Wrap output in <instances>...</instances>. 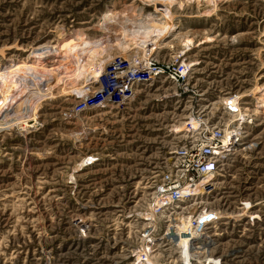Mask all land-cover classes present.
I'll use <instances>...</instances> for the list:
<instances>
[{
    "label": "rangeland",
    "instance_id": "obj_1",
    "mask_svg": "<svg viewBox=\"0 0 264 264\" xmlns=\"http://www.w3.org/2000/svg\"><path fill=\"white\" fill-rule=\"evenodd\" d=\"M160 2L181 35L165 37L149 58L192 62L189 87L202 93L207 110L239 94L256 112L247 142L195 202L221 211L209 226L208 264H264V107L254 94L264 86V0ZM126 8H141L144 16L155 10L153 0H0L1 76L30 49L59 58L77 39L95 44L98 60L131 59L139 52L134 44L127 50L119 45ZM107 10L118 15L105 28ZM50 83L51 95L26 105L25 115L39 104L31 126L0 121V264H127L138 228L127 214L169 160L179 140L171 132L191 115L185 98L161 78L138 85L125 105L105 100L73 111L85 99L73 89L86 84ZM88 157L94 163L78 169Z\"/></svg>",
    "mask_w": 264,
    "mask_h": 264
},
{
    "label": "built area",
    "instance_id": "obj_2",
    "mask_svg": "<svg viewBox=\"0 0 264 264\" xmlns=\"http://www.w3.org/2000/svg\"><path fill=\"white\" fill-rule=\"evenodd\" d=\"M155 57L150 56V61L137 62L136 65L138 66L143 64V66H139L140 69L138 70H130L128 60L118 58V56L115 57L112 69L108 70L110 74L106 72L101 74L99 80L90 86L91 89L86 99L75 103L72 110L81 111L85 107L100 105L105 100L117 106L125 105L132 98L131 95L138 85L161 78L176 86L179 91L178 96L181 99L185 98L186 108L188 114L192 115V120L185 119L180 132L169 130L171 134L177 135L179 140L171 145L169 149L171 158L164 162L165 165L161 169L158 180L153 181V188L157 187V196L151 195L149 192L141 201L143 202L142 206H138L139 212L133 211L131 217H129L130 221L134 218L135 221L139 220L142 223L145 222L142 221V217L149 220L142 213L147 209L146 206L148 205V208L154 206V212H158L156 208L158 200L164 196L165 191L169 192L171 197L170 209L167 208L166 213L158 215V225L153 237H148L147 243L143 245L142 238L151 233L150 229L153 226L150 229L149 226H140L134 229L131 245L135 246L134 250L140 253L142 257H146L147 253L153 255L161 253L164 264H174L171 254L169 252L165 253L167 247L163 246L161 251H152L158 248L159 239L170 232L173 236L169 234L166 239L172 237L173 240L177 241L176 238L181 236L186 240L187 238L190 239L192 243L198 242L208 237L210 228L207 227L217 223L220 216L219 212H221L217 207L211 212V206L209 205L201 206L200 203L194 205L195 202L200 201L199 197L190 198L188 201V198H185L187 195L183 194L182 190L197 185L208 173H212L213 176H221V172H223L229 159V156L227 157L225 154L234 153L240 148L241 144L247 142L246 140L252 128L256 125V114L251 110H246V107L242 104L243 100L240 96H237L239 94H229L225 96L219 108L207 110L201 102L202 93L195 87H189L188 81L191 70H189L190 67L185 68L183 66V63H185L183 59L177 56L176 60L173 61H160ZM181 159L182 162H178ZM94 160L95 158H92L91 161L94 163ZM152 192H156V190L153 189ZM194 206L196 208L192 210ZM148 224H153V222ZM82 233H84L83 230ZM204 243L207 246L199 249L191 245L190 249L198 252V255L188 252L186 256H183L181 250L177 251V249H174L173 253L177 254L178 259L183 264H198L200 262L198 257L207 253L206 258H202L201 261L206 260L205 264H208V255L213 242L207 243V241H204ZM178 246L176 245L171 249ZM183 258H187V260ZM133 259L129 260L127 264H132ZM143 260V264H154L149 263L148 259ZM152 260L155 263L157 262L156 259Z\"/></svg>",
    "mask_w": 264,
    "mask_h": 264
},
{
    "label": "bare ground",
    "instance_id": "obj_3",
    "mask_svg": "<svg viewBox=\"0 0 264 264\" xmlns=\"http://www.w3.org/2000/svg\"><path fill=\"white\" fill-rule=\"evenodd\" d=\"M153 1H154V7H155L154 12L147 13L145 14V16L143 15L144 11H142L141 8H138L135 10L126 8L125 10L123 9L124 11H121V14H123V18H125L124 19L125 24L128 23L132 25V27H129L131 29H127L126 27L127 24L126 25L122 24V26L120 27L121 34H122L121 35L122 40L121 41L119 40L120 41L119 45L121 47L124 46L122 48L123 50H127L130 45L134 44L133 50L139 51L137 53L134 52L133 55L131 56L132 58L128 60L130 63L129 64L130 70H136V69L138 70L140 69L139 66H143V64H139V66L136 65L137 62L140 63L142 60L150 61L151 58H149L148 53L152 51L154 46H156V49H157V47L162 45L160 43L164 40L165 37H167L170 34H173V36L177 35L175 37L177 38L178 36L181 35L180 32L174 31L175 26L173 24V17H172V14L169 13L168 7L164 3L160 2V0H153ZM167 1L170 3H173L176 1L180 2L182 0H167ZM205 1H208L212 5H215L217 1L219 0H205ZM116 15H118L117 12H113L111 10L105 11L104 16L102 18L103 21L100 26L101 27L105 26L106 28V26H108V23H110L112 20H114L115 17H117ZM116 23L117 22H115V24ZM189 43H190V40L189 39L186 40L184 42L185 44L184 47H188ZM94 45L89 41V39L87 40V38L83 40L77 39L63 49L62 53L60 54L61 56H58L59 58L49 57L48 55L37 53L35 52V50L30 49L29 54L27 55L26 58L14 60L15 62L11 63L5 69L6 72L3 76H1L3 72L0 73V96L3 97L0 100V121L1 122L2 121L3 122L12 121L13 122L17 120L19 129H22V130L25 129L26 127L31 126L28 124V122L32 120L34 122L37 121V117H38L37 111L39 108L38 107L39 104L34 105L31 113L25 115L26 105L27 103H29V101L31 102L32 98H35L36 96L41 99L47 94L51 95L52 92L50 88H53L55 85L50 87L49 85L50 82L57 81L58 83L62 81L63 83H67L68 81L72 82V81H78L80 79L83 81L84 84H86L85 89L83 86H78L77 88L73 90L77 92L78 94L77 96H82L86 99L91 89L90 85L97 82L99 80V76L103 74L104 72H107V74H110L108 72L107 67H109V69H112L110 68L111 65L109 64H111V60L113 58H111V60L109 59V61H103V60L96 59L97 58L96 54H94L93 52ZM152 45L153 47L150 48V46ZM37 48H40V47H37ZM192 64H193L192 62H189L187 64L183 63V66L185 68H189V66H192ZM263 89H264V86L261 88L256 87V90L254 91L259 107H264V90ZM240 97L242 96L240 95ZM246 110H250V108L246 107ZM251 111H253L256 114L254 110H251ZM26 116L28 119L23 118ZM186 119L192 120V115L188 116V118ZM179 124L180 125L176 124L175 126V131L177 132H180L182 130L181 127L183 125V122ZM228 154H225V156L228 157L232 153L229 155ZM91 159H92L91 157L82 159V161L77 166L78 169H81L84 166H87L89 161H91ZM182 159L178 162L181 163ZM160 173L161 171L152 178V188L151 189L152 190L155 189L156 192H152L151 190L152 192V193L150 192L151 195L157 196V187L153 188V184H154L153 181L158 180ZM215 176H213L212 173H208V175L204 177V179H202L200 182H198L197 185H193L192 187L183 189L182 190L184 192L183 194L187 195V197L185 198H188V201H189L190 198L198 197L199 194H202L204 190L208 189V187L210 186V183L212 182ZM163 195L164 196L161 197V199H159L156 204V208L158 209V212L156 213L154 212V206H152L151 208H148V205L146 206L147 209H145L144 212H142L143 216H145V218L149 220H145L143 219L144 217H142L141 218L142 221H145L144 223H142L139 220L135 221L134 218H132V221L138 227L140 226L148 227L149 226V229H150L153 226L150 229L151 233L147 237L142 238L143 245L147 243L148 237L149 238L153 237V233L158 225V215H163L164 213H166L165 210L167 208L170 209L169 206H170L171 197L169 195V192L165 191ZM142 203L139 204L138 206H142ZM138 206L128 212L127 218L131 217L130 215L133 213V211L139 212L140 209H137ZM186 208H188V206H186ZM192 210H194V208H192ZM165 217H168V216H165ZM151 222H153V224H148ZM85 228L88 229V226L85 225ZM207 228H210V227H207ZM169 234L173 236L172 233L170 232L167 233L165 237L159 239L160 241H159L158 248L152 251L153 252L161 251V248H163V246L167 247V249L165 250V253L169 252L171 254V258L174 259V264H183L178 259L179 257L177 256V254L173 253L174 249H177V251L181 250L183 256H186V253L188 252L198 255V252L190 249L191 245H194L199 249V248H205L207 246L204 243V241H207V243H210V241L207 238H204L198 242L192 243L190 239L187 238L186 240L184 237H181V236L179 238H176L177 241L173 240L172 237H169L168 239L170 240H168L166 239V237ZM133 237H134V230H133V234L131 238L132 240H133ZM176 245H179V246L177 248L171 249L172 247ZM134 248L135 246H132L130 242L128 248L126 249L128 258L132 260L134 257L132 264H143L144 262L143 259H148L149 263L164 264L161 253H155L154 255L147 253L146 257H142L140 256V253L134 250ZM150 256H152L151 257L152 259H156L157 262L155 263L150 258ZM183 259L187 260V258H183ZM203 262L204 261L198 264H203Z\"/></svg>",
    "mask_w": 264,
    "mask_h": 264
}]
</instances>
